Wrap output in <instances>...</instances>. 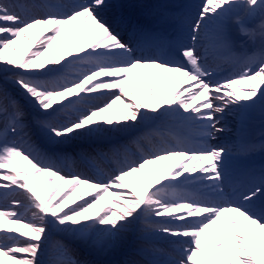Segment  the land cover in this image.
Listing matches in <instances>:
<instances>
[{
    "label": "snow or ice",
    "instance_id": "1",
    "mask_svg": "<svg viewBox=\"0 0 264 264\" xmlns=\"http://www.w3.org/2000/svg\"><path fill=\"white\" fill-rule=\"evenodd\" d=\"M106 6V0H73L68 10L62 13L48 11L45 15H29L26 11L29 5L0 0V48L9 41L21 39L22 37H17L21 29H34L38 25L44 26L42 33L46 35L39 39L49 51L56 46L57 41L66 31L72 33V39L76 34L79 38L87 30L83 42L71 54L63 53L52 63L33 64L31 67L26 65L23 68L13 64H0V70L6 69L12 74V83L20 90L23 98L21 103L15 96L9 95L7 89L0 88V162L6 159L9 150H12L22 154L36 168L46 170L45 175L48 179L44 184L50 183V175L55 174L69 181L77 177L92 184L120 185L110 187L109 191L121 193L122 196L117 199L124 201L121 203L110 199L104 204L102 201L105 200V196L94 194L88 199H80L79 203L74 202V206L69 207L68 202L73 197L69 195L71 187L57 198L65 185L56 184L49 195L51 207L55 211L42 212L29 192L3 180L0 183L8 185L3 189L13 193L20 191V194L27 198L33 207L32 215L37 220L22 223L24 217L16 207L9 210L14 213L10 219L27 225L30 231L24 235L18 231H0V256L14 258L16 261H27L28 264H87L86 261L79 259L77 244L95 251H104L113 246L129 226L137 225L143 219L145 230L151 228L163 236L176 238L174 243L180 245L178 258L169 261L132 260L127 261L126 264H190V261L201 256L208 260L209 264H222L226 255L222 256L220 253L225 247L226 239L221 247L216 249L218 237L210 251L205 252L201 237L229 210H235L234 214L242 218V220L236 219L241 225V235L247 238L251 252L255 254L253 250L255 241L264 237V175L260 176L258 182H250L236 200L229 199L220 203L187 195H182L179 199L170 198L169 190L176 186L177 181L183 180V185L202 184L215 196L225 195L224 184L228 177L227 157L230 155V149L211 141L217 140V133L224 131L219 125L222 115L229 108L240 107L245 103L255 105L258 101L264 105V87H262L264 79H261L264 77V0H201L199 13L188 24L191 44L181 45L178 49L181 61L179 63L159 59L139 41L133 42L122 38L116 27L100 15V10ZM31 7L55 9L60 5H31ZM17 8L25 10L24 14L18 12ZM257 19H259L258 28ZM53 21L58 22V28L56 25L50 27ZM227 24L236 25L238 32L249 37L255 36L258 31L259 47L253 50L251 55L248 52L242 54V63L234 74L223 79H213L216 70L206 64L205 57L196 46L202 38L208 37L211 26L215 42L221 47L230 48L232 42ZM69 25L72 28H68ZM106 40L109 43L105 44ZM37 47L39 45L33 42L31 48L22 49L26 53L24 59L32 56ZM156 65L167 66L164 70L167 73H169L167 69H183L193 73L209 88L218 89V92L212 95L213 106L206 113L201 112L197 117L195 114L183 111L187 113L182 116L183 120L196 121L199 124L201 139L205 146L161 147L158 151L121 167L107 179L92 180L90 177H81L78 174L66 178V175L61 173V169L52 162L55 154L50 156L44 145L70 138L81 132L97 131L98 128L94 126L105 124L114 126L113 119L103 113L120 103L116 97L124 98L122 109L127 110L124 114L116 116L118 121L124 122L122 126H134L137 122L146 119L148 114L143 109L133 112L127 107L129 96L133 99L140 98L131 91L130 74L141 66L152 68ZM114 66L125 70L122 75L127 76L128 88L124 96H121L120 90L116 88L97 89L96 87L120 78L104 75L100 71ZM234 84H246L248 87L234 92L229 90ZM101 90L114 91L109 94ZM35 92L41 95L38 96L34 94ZM49 92L57 94L51 102L45 96ZM41 96L45 98L42 99ZM98 96L105 97L104 104L89 103ZM152 114L154 119H158L169 115V110L164 109L161 104L152 109ZM205 116L207 118H204ZM170 153L180 154L178 162L172 166L173 170H169L168 173L153 171L142 178H135V183L131 185L125 182V178L143 173L146 165L169 159ZM2 170L8 169L0 167V171ZM6 175L8 171H2V176ZM67 185L71 186V184ZM138 188H142L143 191H138ZM172 195L174 197L175 193ZM137 198L139 202H135ZM181 203L204 211L190 213L187 208L181 211L178 207ZM15 205L23 206L18 200L15 201ZM244 222L247 224L251 243L249 236L245 235ZM50 229L67 234L71 237V241L58 243L56 255L45 262L41 257L45 254V244ZM90 229L96 230L95 238L89 235ZM194 233H199V237ZM25 237L30 238L24 239ZM232 246L233 244L228 245L227 251ZM213 251L216 255L209 260V254ZM238 259L241 264H248L247 256ZM0 264H6V261L0 259Z\"/></svg>",
    "mask_w": 264,
    "mask_h": 264
},
{
    "label": "bare ground",
    "instance_id": "2",
    "mask_svg": "<svg viewBox=\"0 0 264 264\" xmlns=\"http://www.w3.org/2000/svg\"><path fill=\"white\" fill-rule=\"evenodd\" d=\"M6 2L21 3L22 0H6ZM35 2L40 5L49 1L35 0ZM193 2V6L195 8L194 11L196 14H198L200 11L199 5L201 4V0H193ZM72 3L73 0H70V4ZM24 4L29 5L26 2H24ZM40 8L42 9H39L41 14H46L49 11L47 8ZM31 9L32 8L29 5V7L26 9L27 14L33 15ZM60 9L62 10V12L66 11L64 10V8ZM16 10H18V8ZM22 11L24 12L25 10ZM33 12L39 13V11H35L34 9ZM53 25H56L57 28L59 27L58 22L56 21H53L50 27H52ZM232 25L233 24H227V28H230ZM256 26L258 28V25ZM43 27V25H39L34 29H21V31L17 33V37H22L21 39L9 41L3 48L0 49V64H13L15 66L23 68L26 65L28 67H31L33 64H44L45 62L52 63L55 60L59 59L63 53L71 54L75 50V48L83 42V39L87 35V30H85V32L82 33L79 38L78 34H76L71 39L72 33L70 31H66L57 41L56 46L51 51H49V49L45 48L44 43L39 39L43 38V36L46 35L42 33ZM68 28H72V26L69 25ZM243 39H245L248 43L253 42V37H249L247 34L245 37H243ZM33 42L36 45H39V47L36 48L32 56H29L25 60L24 56L26 55V53L22 51V49L31 48L33 46ZM104 43L107 44L109 43V41L106 40L104 41ZM215 46V40L213 39V36L210 35H208L207 38H202L201 42L197 45V48L200 51L201 55L205 57L206 64L208 63V58L214 53L213 48ZM114 68L116 67L114 66ZM114 68L111 67L101 72H103L104 75L114 77L120 76L125 72V70L123 69ZM9 73L10 72H7L6 69L0 70V84H4L8 91L11 89L15 92V94L17 93L18 100L23 103L22 93L20 92V90L12 83L10 79L8 83H6L3 79ZM130 76L132 77L131 91L140 96V98L133 99L131 96H129L127 107H129L133 112H139L141 109H143V111L148 114V117L145 119V121L150 123L152 128L156 129L155 132L152 130L146 131L143 120L137 122L134 126H122L124 122L118 121L117 117L124 114V112H126L127 110L122 109L124 106V101L122 99L124 98L122 97L121 99V97H116V99L119 100L120 103L118 102L117 104L113 105V108L109 109L108 112L103 113L105 116H109L113 119L114 126H107L106 124L94 126L98 128L97 131L90 133L81 132L79 134L73 135L70 138L60 139L54 143H47L44 145L48 150V154L50 156L53 153L55 154V158L52 162H54L57 167L63 170L62 166L66 167L67 165L74 166L78 164L79 161L76 159L75 154H78L83 159L87 158L98 162V158H95L93 156L94 154L88 150L87 145L94 146L97 149H101L100 151L105 152L106 155H111L110 153H112V150H106V148L103 147L107 142H110L112 144V147H115L116 150H118L119 146L126 147L129 152L123 153V155L133 162L138 158L140 159L141 157L152 153V143H154L153 146L155 147H163V145L160 144L162 140L161 138L167 139L169 130L176 131L179 138H182V141H186L184 133L188 132L187 136L197 139V142H194V144H196L198 147L205 146L204 141L201 139L200 126L196 121L183 120L182 125H176L174 124V120H181L182 116L187 115V113H184L183 111L195 114L197 115V117H199L201 112L206 113L208 109L212 108V95L214 93H217L218 90L200 92V90L202 89L201 84L200 82H196L194 78H189V76L183 77L182 74H165L161 71H152L143 69L141 67L138 69H134ZM261 79H264V77H262ZM178 82L182 90H180V92H177L176 96L172 99L173 103H170L169 97L172 94L173 88L175 89L176 87L173 86ZM96 87L97 89H103L106 87L116 88L120 90L121 96H124L126 95L125 90L126 88H128L127 76L124 75V78L115 83L99 84ZM240 87L241 89L247 88L248 85L240 84ZM101 91L109 93V91L114 90ZM34 94L38 96L41 95L38 92H35ZM196 94H198L197 97ZM56 95L57 94H52L50 92L45 94L49 102H51L56 97ZM45 96H41V98L43 99L45 98ZM175 101L177 103H175ZM101 102L102 98L97 99L94 102H92V100L89 101L90 104H104L103 102ZM259 103V101L255 105L245 103L240 107L233 106L229 108L225 112L226 114H228V120L223 117V114L221 117V123L219 125L220 127L224 128V131L217 133L218 139L211 141V143H220L223 140L232 143L235 137V133L240 128L246 127L247 125L252 123V121L264 119V117L261 118L260 116H256L257 110L259 109ZM161 104L164 109L169 110V115L154 119L152 109L157 108ZM29 111H31V109H29ZM262 111H264V105H262ZM171 115H175V119L174 117L171 118ZM204 118L207 117L205 116ZM192 123L195 124L192 125ZM129 133H134L132 136L139 139V147L137 146L135 148L133 146L132 136H127ZM169 135L167 140L171 142L172 140ZM146 136H149L150 139ZM186 142L188 144H181V146L193 148L190 142ZM169 155L171 156L169 159L160 160L154 164L146 165L143 173H137L135 174V177H127L125 178V182L131 185L135 183V178H142L145 175H149L153 171H157L159 173H168L169 170H173V164L177 163L180 157L175 158L172 156V154ZM45 162L47 163L48 161ZM0 167H7L8 169L2 170L8 171V175L6 176H2V171H0V182L6 180L9 182V184H15L22 190L29 192L34 201L39 204V210L42 212L55 211V209L51 207V200L49 199V195L51 194L52 189L56 184H59L61 186L65 185L61 189V192L58 194L57 198H59L60 195H63L67 188L71 187L69 190V195H73V197L68 202L69 207L74 206V202L79 203L80 199H88L94 194L105 196V200L102 201V203L104 204H106L110 199L124 203L123 200L117 199L122 196L121 193L109 191L110 187H119L120 185L113 184L103 185L99 187L92 185L71 184L70 186L67 185L70 184L69 182L56 183V177H54L53 174L50 175V183L44 184V182L48 179L45 175L46 171H42L36 168L35 165L27 160V158L15 151L13 153H9L8 157L0 162ZM182 184H184L183 180L176 182V186H180ZM187 186H192L198 190L205 189L202 184ZM6 187L7 186H4L2 185V183H0V206L3 208V211L0 213V229H2L3 227V224H1V222L4 221L12 227L13 231L16 230L20 232L21 235H24L25 233L29 232L30 229L27 225L21 224L18 220L10 219V217L14 215V213L9 210H11L13 207H16V210L21 214V216L24 217L22 223H25L28 220H37V218L32 215L33 207L27 200V198L20 194V191L13 193L10 190L3 189ZM137 190L143 191L142 188H138ZM179 192V189H170V198L179 199ZM173 193H175L174 197L172 195ZM17 200L22 202V207H17L15 205V201ZM135 202H139L138 198ZM180 208L181 211L187 208L190 213H202L204 211V209H194L190 207ZM236 219L242 220V218L238 217L236 214L230 213V211H228L221 217L220 221L216 225H213L212 228L207 230V233L204 237L205 240L202 241L205 252L210 251L219 231L220 236L216 244V249H219L222 245V242L226 239L225 247L221 250L220 253L222 256L226 255V257L222 261V264H241V261L238 259V257L241 256L248 257V264H254L253 261H255L256 264H264V237H261L260 240H258L257 238V240L255 241L254 250L256 248V254L254 255V257H251L249 248L245 246V243L248 242L247 238L241 235V225ZM145 227V221L143 219L139 221L137 225L129 226L126 231L120 235L117 242L104 251H95L91 248L77 244L76 246L78 248V257L79 259L86 261L87 264H126L127 261L132 260L142 261L141 258L146 260H159L160 252L166 249L167 245H170V248H173L177 254L179 253V244H165L167 243V241H175V237L163 236L158 232L152 230L151 228L145 230ZM244 227L245 235L249 236V241L251 243L252 240L251 236L247 233L246 222H244ZM0 231L6 230L3 229ZM47 235L48 240L45 244V254L41 257V259L45 262L51 260L56 255V252L58 250L57 245L59 243L57 242V240H60L63 243L71 241V237L67 234L63 235V241L60 238L61 235L58 237L57 234H54V229H50ZM89 235L92 238H95L96 230L90 229ZM194 235L199 237V233H194ZM28 238L30 237H25L24 239ZM232 244V248L227 251V246ZM18 250L24 251V249ZM200 251L201 253L203 252L202 249ZM215 255V251L210 253L209 260L212 256ZM0 259H4L6 261V264H28L27 261H16L14 258H5L3 256H0ZM190 264H209V261L203 259L201 256L195 260L190 261Z\"/></svg>",
    "mask_w": 264,
    "mask_h": 264
},
{
    "label": "rangeland",
    "instance_id": "3",
    "mask_svg": "<svg viewBox=\"0 0 264 264\" xmlns=\"http://www.w3.org/2000/svg\"><path fill=\"white\" fill-rule=\"evenodd\" d=\"M5 19H9V17H5ZM6 45V44H5ZM4 45V46H5ZM3 46V47H4ZM1 49V48H0ZM4 79V81L6 82V83H8V81H9V79L12 81V74L11 73H9L7 76H5V78H3ZM0 88H3V89H7L5 86H4V84L3 85H1L0 84ZM8 91V90H7ZM8 93H9V95H13V96H15L17 99H18V96H17V93L15 94V92L13 91V90H9L8 91ZM226 115L228 116V114H226V113H224V115H223V117H225V119L226 120H228L227 118H226ZM11 150H9V152H10ZM55 176V175H54ZM56 177V176H55ZM58 178V182H59V179L60 180H62V181H69V180H67V179H65V178H63V177H60V176H58L57 175V177H56V179ZM66 178H69V175H66ZM2 185H4V186H7L8 187V185L7 184H2ZM181 204H179L178 205V207L180 206ZM3 211V208L0 206V213ZM1 224H3V227H2V229H4V230H11V231H13V229H12V227L10 226V225H8V223H6V222H1ZM14 231H16V230H14ZM54 234H57L58 235V237L61 235V239L63 238V235H64V233H60V232H57V231H55L54 230ZM63 240V239H62ZM64 241V240H63ZM57 242H59V243H63L62 241H60V240H57Z\"/></svg>",
    "mask_w": 264,
    "mask_h": 264
}]
</instances>
